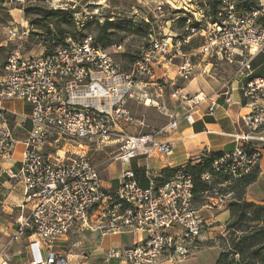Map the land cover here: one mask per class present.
Masks as SVG:
<instances>
[{"label": "built area", "instance_id": "obj_1", "mask_svg": "<svg viewBox=\"0 0 264 264\" xmlns=\"http://www.w3.org/2000/svg\"><path fill=\"white\" fill-rule=\"evenodd\" d=\"M221 1L225 12L219 13L220 21H208L207 30L194 26L189 19L183 33L156 37L150 32L128 70L115 56L125 51L124 42L105 47L94 34L81 38L69 34L60 44L37 34L40 53H9L5 65H0V170H5L2 165L13 158L16 146L22 143L21 168L9 171V176L23 183L25 200L17 229L0 250V264H8L6 251L28 230L33 237L29 264H68L58 246L78 226L98 230L102 235H143L126 248L109 247L105 263L116 259L125 264H160L166 254L171 258L183 256L194 248L204 220L193 207L194 181L190 173L179 169L161 185L150 177L148 187H144L134 170L124 169L111 193L99 166L86 150L77 148L113 144L117 151L112 159L122 163L139 157L170 156L173 142L162 136L167 128L177 127V120L147 133H134L136 119L130 102L163 109L142 88L148 81L168 80V70L174 66L170 98L195 108L203 98L190 97L183 87L176 86V80L189 81L198 74L209 73L210 57L233 62L235 55L240 54L244 57L238 62L237 74L244 77V95L255 103L263 102L242 116L245 128L229 134L238 146L213 159L202 172V179L211 182L221 174L226 182H233L259 166L264 149V76L254 74L252 60L264 49V0H257L256 6L246 11L238 7L236 0ZM51 6L67 9L59 4ZM156 9L160 15L165 14L163 4ZM196 11L192 12L193 17L200 21L201 12ZM199 15L209 18L204 12ZM33 31L36 29L31 24L12 26L8 38L18 41ZM199 34L204 36L203 43L191 51L185 50L184 46ZM11 101L28 102L30 112L20 115L8 105ZM226 102H233L230 94ZM209 103L208 112L213 113L218 100L210 99ZM19 116L17 126L26 133L22 139L15 136L11 124V119ZM187 119L193 122L191 114ZM210 153L209 149L203 150L199 157ZM28 203L31 207L24 212Z\"/></svg>", "mask_w": 264, "mask_h": 264}, {"label": "rangeland", "instance_id": "obj_2", "mask_svg": "<svg viewBox=\"0 0 264 264\" xmlns=\"http://www.w3.org/2000/svg\"><path fill=\"white\" fill-rule=\"evenodd\" d=\"M236 1L241 5L240 8L245 11L249 9V6H256L257 2V0ZM33 4L48 8H53L51 5L59 4L66 8L76 10L73 14L76 22L75 30L83 32L84 34L94 35L97 32L96 22L103 24L104 19L107 17H110L109 20H111V22H124L129 25L139 24L142 23V21L149 23L150 27L147 29L156 37L168 35L173 36L178 33H183L184 27L187 25L189 19H191L192 22L196 21L192 13L196 10H200L201 12L198 13L200 21H196L199 23L200 29L207 30L209 27L208 21H210L208 17L205 18L199 15L203 12L205 15L207 14L209 8L208 0H16L13 3H9L8 0H0V46H3L4 48L3 51H0V58L4 56L7 57L11 51L15 50H19L25 56L38 54L42 51L41 46L37 44L35 36L30 35L18 41H10L8 38L9 27L18 26L20 28L21 26L29 25L31 19L35 18L34 14L28 16L25 14V7ZM160 4L165 6L164 15H160L156 9ZM183 6H186L188 10L184 9ZM57 8L63 9L61 7ZM222 11L225 12V5L223 2ZM181 18H186V22L182 23ZM80 23H83L82 27ZM87 24L89 26L84 29ZM48 25L52 29L58 30L57 24L49 22ZM62 27L64 29L68 28L64 24ZM83 36L85 35L77 34V38ZM116 37L117 40L115 42L123 41L125 44V51L115 53L116 59L124 69L128 70L132 64V57L138 54L140 47L145 43V36L130 33L125 29H120V32L116 34ZM192 40V46L188 47V51H191L193 47L202 44L204 36L199 34ZM125 52L127 53L126 56L121 55ZM207 61L212 63V65L207 67L208 69L211 68V70L209 73L203 74V77L209 78V76L213 75L218 80L223 79L224 81L232 76L237 70V63L234 61L230 63L226 58L219 59L217 57H210ZM172 70L173 68L171 71ZM161 83L164 85L163 97L160 98H165L169 101L172 87L167 83H164L163 80H161ZM155 88H157V86L153 87L152 91ZM8 105L11 108H17L19 111H22L24 108L22 101H11ZM130 109L136 119V133H147L149 128L144 125H139V121L145 123L149 122L147 115L150 108L142 102L132 101L130 102ZM20 120V117L12 118L11 124L15 136L22 139L25 137L26 133L17 126V122ZM83 145L85 147L86 144L84 143ZM116 149V145L104 143L97 147L94 146V144L90 145L88 149L77 148V150H86L91 160L99 166V171L104 180L105 186L108 192L111 193L115 192L122 171L128 167V163L115 162L112 159L114 152L117 151ZM152 168L153 167H151V169ZM152 172L156 173L153 169ZM212 182L213 181H211V183ZM231 183L232 182H223L213 185L214 187L208 193L204 200L205 202L199 206H196L193 200V207L198 210L199 215L204 220L201 235L195 240L194 248L187 255H175L171 258L170 255L166 254L161 258L160 264H216L219 255L223 250L220 236L227 234V222L223 223V220L225 219L223 211L231 199V195L228 196V193L225 192L224 188L228 187ZM204 205H207V207L202 208ZM213 215L217 216L215 221L212 220ZM102 237L103 236L98 230H91L78 226L68 234L69 243L66 245L69 247H66L64 243H61L59 244L58 249L64 254L72 253L75 257L76 254H86L92 251ZM125 238H127L128 241L131 237L126 235ZM44 256L46 257L45 253Z\"/></svg>", "mask_w": 264, "mask_h": 264}, {"label": "crops", "instance_id": "obj_3", "mask_svg": "<svg viewBox=\"0 0 264 264\" xmlns=\"http://www.w3.org/2000/svg\"><path fill=\"white\" fill-rule=\"evenodd\" d=\"M194 38L195 36L192 39ZM243 57L240 54L235 55L233 61L237 63V69L239 67L238 62ZM205 64L203 62L201 65L204 66ZM209 65H212V63L210 62ZM172 68L173 70L171 71ZM174 69L175 67L171 66L168 70V80H163L169 86H171L169 84L170 79H174ZM209 69L211 70V68ZM252 69L254 70V74L264 76V49L253 58ZM176 81V86L183 87L190 97L198 96V98H203V100L195 108H191V106L174 101L171 98H169V101L165 98H160L163 97L164 84L159 79L157 82L148 81L147 86L142 88L152 99L159 101L164 108L160 110L154 106L146 105L150 108L147 115L149 122L139 121V125L148 127L149 132L154 129L166 127L172 120H177L178 122L175 129L167 128V132L162 136L164 140L173 142V153L170 156L162 159L139 157L138 159L131 160L127 164L128 167L125 168L132 169L134 172L143 170L144 180L147 184L146 187L149 185L150 177L156 178L165 168L175 169L180 166H185L193 158L198 157L203 150L209 149L211 152L220 155L233 151L238 144L229 134L242 131L245 128L241 121L242 116L250 113L256 103L263 102L255 103L253 98L244 95V77L237 74V70L224 81L223 79L218 80L213 75L209 76V78L203 77L202 74L196 75L188 83L187 81ZM156 86L155 91H152V88ZM171 87L173 88V86ZM229 94L233 100L231 103L226 102ZM210 99H217L219 103L213 113L208 112ZM22 102L24 104L22 111H19L17 108L13 109L20 115H26L30 112V105L28 102ZM191 104L190 102L189 105ZM188 114H191L193 122L188 121ZM132 131L136 133L137 129L135 128ZM23 149V144L18 143L13 158L2 165L5 169L4 171L0 170V250L6 245L11 234L17 229L22 215L23 209H21V206L24 205L25 200L24 185L21 182L12 180L9 176V171H18L21 168ZM151 167H153L152 169L156 173L152 172ZM120 177L121 175L119 176V180ZM228 194L231 195L230 198L234 195L232 192ZM244 198L257 204H264V149L259 164L258 177L256 181L245 188ZM30 207L31 205L29 203L25 204L24 212H28ZM204 207H207V205L202 206V208ZM223 215L225 216L223 223H225L230 218L228 204L224 208ZM216 217L213 215L212 220L215 221ZM31 233L32 231L28 230L23 237L16 240L6 251L5 256L8 264L30 263V260L33 258L29 246L30 241L33 239V237H30ZM126 235L131 237L130 240L127 241V238H125ZM102 236L97 246L89 253L76 254L75 257L72 253H65L64 255L68 258V264H125V261L116 259L110 263H105L104 256L108 248H126L143 237L142 234H139L138 238H134L133 234L129 232H119ZM63 243L66 247H69L66 245L69 243L68 235L65 237Z\"/></svg>", "mask_w": 264, "mask_h": 264}, {"label": "trees", "instance_id": "obj_4", "mask_svg": "<svg viewBox=\"0 0 264 264\" xmlns=\"http://www.w3.org/2000/svg\"><path fill=\"white\" fill-rule=\"evenodd\" d=\"M208 5L207 15L209 16L210 22L214 23L220 21L219 13L222 12V1L208 0ZM240 6L241 5L238 3V7ZM250 7L251 6H249V9ZM75 11L76 10L72 8H48L36 4L25 7V14L27 16L31 14L35 15V18H32L29 22L36 29V31L31 32V36L36 37L37 34H43L45 37L49 38L53 44H60L65 42V37L69 34L75 38H77L78 33L79 35H87L75 30L76 22L73 16ZM109 19L110 17L105 18L103 24L96 22V41L105 47L123 42H115L117 40L116 34L120 32V29L128 30L133 34H141L145 37L150 33L147 29L150 27L149 23L142 21V23L139 24L129 25L124 22H111ZM181 19L182 23L186 22V18ZM49 22L57 24L58 30L52 29L48 25ZM63 24L68 28L64 29L62 27ZM193 25L199 27V23L196 21L193 22ZM88 26L87 24L84 29ZM191 44L185 45L184 49L188 50V47L192 46ZM198 46L193 48H197ZM1 50H4L3 46H0V51ZM121 55L126 56L127 53L125 52ZM7 57L4 56L0 58L1 67L5 65ZM136 57L137 55L132 57V62ZM1 73L2 70L0 69V74ZM218 156H220V154L211 152L207 157L198 156L193 158L185 166H180L175 169L165 168L162 170L161 174L155 178L157 185L168 182L174 177L177 170L183 169L190 173L193 178V200L196 206H199L205 202L204 200L213 189V185L227 181V178L221 174L215 175V179L212 180V183L202 179V172L208 168L211 161ZM135 173L136 179L140 185L146 187L147 184L144 180L143 170L135 171ZM258 174L259 166L224 188L226 193L232 192L234 195L228 203L230 218L226 224L227 234L220 236L223 250L216 264H264V204H257L244 198L245 188L256 181Z\"/></svg>", "mask_w": 264, "mask_h": 264}]
</instances>
